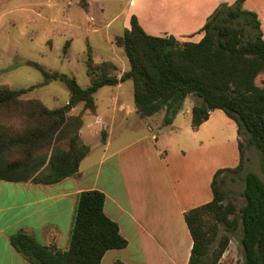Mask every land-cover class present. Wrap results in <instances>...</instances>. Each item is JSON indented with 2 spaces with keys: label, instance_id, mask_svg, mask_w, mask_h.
<instances>
[{
  "label": "trees",
  "instance_id": "1",
  "mask_svg": "<svg viewBox=\"0 0 264 264\" xmlns=\"http://www.w3.org/2000/svg\"><path fill=\"white\" fill-rule=\"evenodd\" d=\"M244 0L222 3L208 17L198 42H181L174 35L155 36L145 31L132 15L130 27L116 36L124 49L129 68L120 77H111L110 61L88 59L94 77L84 88L74 76L49 71L30 61L49 80L65 82L70 91L68 106L83 102L85 109H98L96 92L104 86H117L127 80L134 85L138 115L146 118L165 110V124H171L189 96L200 102L192 108V126L199 128L216 109H222L238 125L239 136H247L264 157V86L257 82L264 74V33L255 11L245 9ZM254 33H251V31ZM31 89L14 90L0 85V112L12 105L39 121L22 134L0 129V180L51 185L78 175L90 147L82 140L84 116H68L66 108L49 109L36 99L21 95ZM31 106V109H26ZM108 132L104 133L103 142ZM66 142L67 147L64 146ZM21 152L11 159L13 152ZM240 162L236 167L220 168L211 186L213 199L185 213L193 238L189 264H221L233 235L242 228V264H264V180L254 171L244 176V205L238 208L223 188L226 174L244 168V143L239 139ZM106 195L99 189L78 196L69 247L43 244L26 231L11 235L12 246L32 264H102L111 249H123L128 240L119 224L105 212ZM115 264H126L121 260Z\"/></svg>",
  "mask_w": 264,
  "mask_h": 264
},
{
  "label": "crops",
  "instance_id": "2",
  "mask_svg": "<svg viewBox=\"0 0 264 264\" xmlns=\"http://www.w3.org/2000/svg\"><path fill=\"white\" fill-rule=\"evenodd\" d=\"M236 1L132 0L129 15L130 19L136 15L149 34L160 36L154 31L163 29V36L198 42L204 36L202 27L217 7ZM243 6L258 14L263 29L264 0H244ZM122 94L123 82L111 93L114 105L111 115L98 106V122H86L82 128L83 139L87 131L97 132L101 128H106L108 135L99 159L84 167L83 161L92 152L89 144L90 151L78 175L51 185L0 180V264H32L10 242L11 235L21 230L43 244H55L66 250L78 196L90 189L105 193V212L119 224L128 240L126 248L109 250L102 263L113 252L115 262L121 260L126 264H189L193 238L185 213L213 199L210 187L212 190L218 169L239 164L240 152L233 150L235 142L239 147L238 125L222 109H216L194 129L192 108L198 98L189 96L184 105L189 100L190 105L182 112L191 114V120L184 130L177 124L178 116L167 125L165 151L152 145L147 133L127 138L110 150L118 111L126 119L135 113L139 125L150 131L165 124V110L141 118L135 105L126 103ZM155 116L158 120L149 121ZM224 131L229 132L228 141ZM153 139L158 140L159 136L153 134Z\"/></svg>",
  "mask_w": 264,
  "mask_h": 264
},
{
  "label": "rangeland",
  "instance_id": "3",
  "mask_svg": "<svg viewBox=\"0 0 264 264\" xmlns=\"http://www.w3.org/2000/svg\"><path fill=\"white\" fill-rule=\"evenodd\" d=\"M132 0H0V85L14 90L31 89L21 95L23 99H36L49 109L66 108L68 116L83 115L85 123L98 122V109L95 113L85 109L83 102L76 106H68L70 91L67 84L61 80L46 82L42 72L30 61L41 64L49 71H59L74 76L80 86L86 88L94 77L102 73H93L88 67V59L95 62H113L116 69L106 68L104 72L111 77H120L124 70L130 66L124 49L116 44V36L123 35L130 26L129 10ZM264 23V21H262ZM264 33V28L262 29ZM154 32L163 36V29ZM162 32V33H161ZM251 33H254L252 30ZM264 86V74L258 80ZM117 87V86H116ZM115 86H104L96 94V101L100 110L108 115L114 105L111 103V93ZM122 99L126 103L135 105L134 85L132 80L123 82ZM198 99L196 103H199ZM195 103V104H196ZM190 105L185 103L184 110ZM23 105L0 112V129L9 128L12 133L22 134L27 126L39 121L38 117H29L23 113ZM27 112L31 106H26ZM182 110L178 116L177 124L187 128L191 114ZM118 111V110H117ZM113 125L111 149L113 150L126 141L127 138H137L143 133L159 150L165 151L164 134L168 131L167 124L157 125L153 131L147 126L139 125L135 113L126 119L122 111ZM159 117L161 114H158ZM147 118L149 121L158 120ZM152 119V120H151ZM82 126V128L85 126ZM80 129V135L82 133ZM167 129V130H166ZM106 128L96 131H87L82 140L92 147V152L83 161V166L99 159L104 150L103 137ZM225 136L230 139L229 132ZM153 134L159 136L153 139ZM244 143V168L240 173L228 172L223 188L228 192L230 200L236 203L238 213L245 201L242 196L244 189V176L249 171L256 172L264 180V157L261 152L247 142V136L240 137ZM64 146L67 147L66 142ZM89 146V147H90ZM234 151L239 153L237 142ZM21 152H13L11 159L18 157ZM116 181L117 177L113 176ZM210 192L212 190L210 187ZM242 228L233 235L230 245L221 259V264H242L244 261L243 247L241 245ZM115 253L109 252L102 264H114ZM114 261V262H113ZM113 262V263H112Z\"/></svg>",
  "mask_w": 264,
  "mask_h": 264
}]
</instances>
